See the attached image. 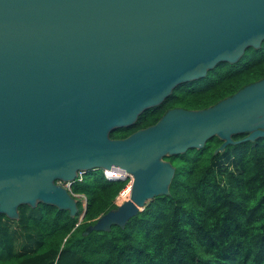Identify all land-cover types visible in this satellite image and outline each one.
Returning a JSON list of instances; mask_svg holds the SVG:
<instances>
[{
    "label": "water",
    "instance_id": "water-1",
    "mask_svg": "<svg viewBox=\"0 0 264 264\" xmlns=\"http://www.w3.org/2000/svg\"><path fill=\"white\" fill-rule=\"evenodd\" d=\"M262 39L264 0H0V212L48 204L73 216L76 198L57 180L99 167L130 184L82 232L125 228L168 192L164 155L206 149L213 135V152L264 136V75L123 137L109 131Z\"/></svg>",
    "mask_w": 264,
    "mask_h": 264
},
{
    "label": "trees",
    "instance_id": "trees-1",
    "mask_svg": "<svg viewBox=\"0 0 264 264\" xmlns=\"http://www.w3.org/2000/svg\"><path fill=\"white\" fill-rule=\"evenodd\" d=\"M263 75L264 39L257 52L246 47L234 62H217L202 78L174 85L132 126L109 136L151 124L169 107L207 106ZM220 141L213 135L206 149L164 155L174 165L168 192L146 199L125 228L82 232L116 206L128 183V176L107 178L99 167L71 181L70 190L84 195V202L74 196L73 216L48 204H19L14 220L0 212V264H264V136L213 152Z\"/></svg>",
    "mask_w": 264,
    "mask_h": 264
},
{
    "label": "built area",
    "instance_id": "built-area-1",
    "mask_svg": "<svg viewBox=\"0 0 264 264\" xmlns=\"http://www.w3.org/2000/svg\"><path fill=\"white\" fill-rule=\"evenodd\" d=\"M115 171H119V170H106V169H104V168H102V172H103V174H104V176L105 177H107V178H118L119 176H128L129 178H128V181L127 182H130V179H131V176L128 174V173H125L124 171H119L120 173H121V175H116L115 174ZM81 172H83L82 170H77L76 171V176H75V178H77V179H79L80 178V176H81ZM74 178V179H75ZM72 181V180H71ZM71 181L70 180H67V181H60V180H57V182H59V183H61L63 186H65L67 189H68V191L73 195V196H78V197H80L81 198V200H82V202H84V195L82 194V193H74V192H72L71 190H70V183H71ZM125 187V186H124ZM124 187L123 188H121L119 191H118V193L116 194V196H115V198H114V202L116 203V204H118L117 202H116V198H117V196L119 195V194H122L123 193V189H124Z\"/></svg>",
    "mask_w": 264,
    "mask_h": 264
},
{
    "label": "rangeland",
    "instance_id": "rangeland-1",
    "mask_svg": "<svg viewBox=\"0 0 264 264\" xmlns=\"http://www.w3.org/2000/svg\"><path fill=\"white\" fill-rule=\"evenodd\" d=\"M177 154V153H176ZM116 175H121V173L119 171H116L115 172ZM118 197V196H117ZM76 199H78V197H75ZM123 201V200H122ZM116 202H117V199H116ZM118 203V202H117ZM12 220L16 219V218H10ZM12 220H8V222L10 223L11 225V228H15L14 230V236H15V239H16V242H19L21 240V236L19 235L18 233V228L16 227L15 223L12 222Z\"/></svg>",
    "mask_w": 264,
    "mask_h": 264
},
{
    "label": "bare ground",
    "instance_id": "bare-ground-1",
    "mask_svg": "<svg viewBox=\"0 0 264 264\" xmlns=\"http://www.w3.org/2000/svg\"><path fill=\"white\" fill-rule=\"evenodd\" d=\"M115 172H116V171H115ZM127 184H130V182H128ZM126 187H127V185H126ZM126 187H125V188H126ZM125 188H124V189H125ZM124 189H123V190H124ZM120 195H121V194H120ZM120 195H119V196H120ZM119 196L116 198L117 200H118ZM125 198H126V191H125Z\"/></svg>",
    "mask_w": 264,
    "mask_h": 264
}]
</instances>
